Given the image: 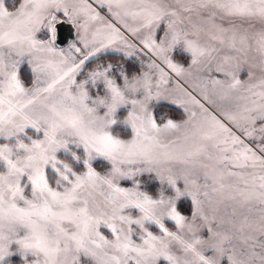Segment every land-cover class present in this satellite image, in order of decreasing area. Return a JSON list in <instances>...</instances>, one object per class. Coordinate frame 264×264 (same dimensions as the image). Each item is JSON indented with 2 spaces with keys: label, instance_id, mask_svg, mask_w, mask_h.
Wrapping results in <instances>:
<instances>
[{
  "label": "snow or ice",
  "instance_id": "1",
  "mask_svg": "<svg viewBox=\"0 0 264 264\" xmlns=\"http://www.w3.org/2000/svg\"><path fill=\"white\" fill-rule=\"evenodd\" d=\"M0 264H264V0H0Z\"/></svg>",
  "mask_w": 264,
  "mask_h": 264
},
{
  "label": "rangeland",
  "instance_id": "2",
  "mask_svg": "<svg viewBox=\"0 0 264 264\" xmlns=\"http://www.w3.org/2000/svg\"><path fill=\"white\" fill-rule=\"evenodd\" d=\"M6 2H7V5L9 8L15 7V5H16V0H6ZM90 2H91V0H90ZM98 10H100V9H98ZM100 11H101L102 15H105L107 10L102 9ZM59 20H61V19H58V21ZM161 31H162V29H161ZM175 51H176V57H175L176 60H178L182 63L183 62L186 63V60L188 59L187 54L184 53L183 50L179 47ZM102 59L104 62L119 61L120 63L125 64V66L129 69L130 72L137 71L139 69L140 63H141V57L139 55L124 57L123 53L115 52L112 50H109L107 53H105ZM20 72H21V76L25 79V81H27L30 78V75H31L30 66L27 64L26 61L21 63ZM170 107H172L173 109H171ZM173 110H174V113L172 114L171 112ZM182 111L183 110L179 107V105L172 104L168 101H163V102H161V106L158 109V114L161 115L165 119L166 118H174V119L179 120V119H181ZM124 114H125L124 111L120 112V118L121 119L123 118ZM113 132H114V134H118L122 137H127V135H128V131L125 129L124 125H122V124L114 126ZM94 166L97 168V170L103 171L107 167V164H106V162H104L102 160H98V161L94 162ZM141 181H142L146 190L155 194V191L158 187V182L155 179H153L151 176L145 174L144 176L141 177ZM181 199H182L181 210L187 211L190 207V198H181ZM167 226L170 229L174 230L173 224L169 223ZM153 230L155 231V229H153Z\"/></svg>",
  "mask_w": 264,
  "mask_h": 264
},
{
  "label": "water",
  "instance_id": "3",
  "mask_svg": "<svg viewBox=\"0 0 264 264\" xmlns=\"http://www.w3.org/2000/svg\"><path fill=\"white\" fill-rule=\"evenodd\" d=\"M57 45L63 47L68 41L75 36V29L73 25L65 20L61 19L57 22Z\"/></svg>",
  "mask_w": 264,
  "mask_h": 264
},
{
  "label": "trees",
  "instance_id": "4",
  "mask_svg": "<svg viewBox=\"0 0 264 264\" xmlns=\"http://www.w3.org/2000/svg\"><path fill=\"white\" fill-rule=\"evenodd\" d=\"M171 109H173L172 107H170ZM172 114L174 113V110L171 112Z\"/></svg>",
  "mask_w": 264,
  "mask_h": 264
}]
</instances>
